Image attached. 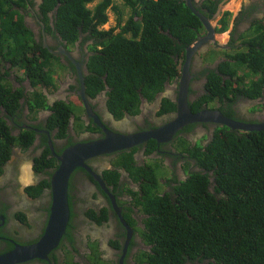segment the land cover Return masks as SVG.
<instances>
[{
    "label": "trees",
    "instance_id": "16d2710c",
    "mask_svg": "<svg viewBox=\"0 0 264 264\" xmlns=\"http://www.w3.org/2000/svg\"><path fill=\"white\" fill-rule=\"evenodd\" d=\"M92 1L42 0L39 8L48 29L51 13L54 34L66 45L91 40L92 49L97 45L101 47L89 62V73L95 71L94 78L87 81L92 87L89 94L93 96L103 88L97 80L101 81L106 74V85L110 87L108 105L114 115L137 114L140 97L152 101L168 81L178 76L184 50L201 33L203 26L184 0H124L131 7L130 15L127 19L119 17L116 25L105 31L99 27L108 21L107 8L115 11L117 17L122 10L113 0H99L89 8L87 4ZM220 1L193 0L197 10L209 19L217 12ZM261 2L260 9L249 4L240 9L230 33V55L227 50L223 51L234 63L223 60L209 70L204 86L203 101L211 97L221 101L225 96L227 104L220 105V109L230 118L233 117L226 110L240 94L258 98L264 93V0ZM33 3V0H0V174L13 146L26 149L33 139L29 130L20 136L14 135L7 123L6 116H14L21 105L23 88L13 90L4 85L9 81L2 68L9 64L10 68L23 69L28 77L43 82L46 88L56 87L50 82L49 73L51 59L58 61L57 57L36 41L22 13ZM255 10L261 12L262 17L250 19ZM231 15L229 11L223 13L215 29L217 32L228 28ZM248 20L251 33H237L236 26ZM116 27H121V33L113 35ZM123 32L130 36H124ZM238 68L247 72L240 76ZM244 76L252 79L250 84L244 83ZM40 95L44 103V95ZM262 105L264 107V103ZM39 106L40 103H29L31 110ZM53 106H48L54 110L48 123L59 120L63 130L70 111L62 101ZM161 107L160 113L175 108L165 98ZM180 143L198 167L163 195L157 191H161L163 185L154 168L142 167L141 172H132L135 163L130 153L125 154L121 162L131 176L140 173L144 176L141 202L149 216L143 236L153 243L150 264H264V131L245 135L224 126L216 130L205 149L195 145L188 147L183 138ZM148 145L155 146V141L150 140ZM45 162L35 161L37 172L57 165L53 159ZM210 177L214 179V191L208 189ZM41 186L49 187V181L44 179L36 188L29 186L28 191L36 196ZM217 191L218 195L214 193ZM69 205L71 208L70 194ZM92 213L90 209L86 214ZM20 216L25 220L24 214Z\"/></svg>",
    "mask_w": 264,
    "mask_h": 264
},
{
    "label": "flooded vegetation",
    "instance_id": "af4514ba",
    "mask_svg": "<svg viewBox=\"0 0 264 264\" xmlns=\"http://www.w3.org/2000/svg\"><path fill=\"white\" fill-rule=\"evenodd\" d=\"M33 1L32 6L29 5L22 10L24 18L27 17L36 41H40L50 54L56 56L66 66L67 71L63 80H59L58 85L51 91L44 84L41 89L34 87L23 69L6 66L3 70L7 72L5 78L9 81L11 89L23 88L20 107L14 116H6V120L14 135L20 136L29 130L33 133V139L26 149L19 145L12 148L10 157L3 165V173L0 174V255L11 251L16 245L35 243L44 233L51 205L50 187L41 186L40 193L36 196L32 194L33 191H28V188L38 187L44 179L49 181V174L56 168L37 172L35 161L45 164V160L53 159L57 164L56 155L68 145L103 139L106 137L105 129L114 134L160 130L176 117L180 92L185 95L189 109L194 114L203 110L218 109L222 112L220 105L227 104L226 97L223 96L221 101L217 97L203 101L202 97L206 91L204 86L209 70L214 69L219 61L229 59L234 63V60L226 55L215 58L218 54L216 51L213 59L205 58L210 49L228 50L230 55L232 47L228 44L230 38L223 49L218 43L214 45L209 36L201 39L207 35L203 30V34L197 35L190 43L193 49L188 77L185 80L181 79L183 57L178 76L167 82L161 93L149 103L140 97L138 114L123 113L122 116H115L108 105L110 87L106 85V74L101 81L97 80L99 87L103 85V88L93 96L89 94L92 87L87 81L92 80L95 75V71L94 74L88 71L89 62L95 58L101 47L97 45L95 50L92 49L91 40L83 44L76 41L73 45H66L57 33L54 34L50 18L47 17L50 28L44 24L45 18L39 8L42 0ZM255 14L256 12L253 15ZM102 29L108 30L106 27ZM118 33H121V29L114 28L113 35ZM123 35L130 36L128 32H123ZM104 38L107 39L108 36ZM199 39L203 41L196 45L195 42ZM60 46L65 49L66 54L57 52ZM81 91L97 121L86 113L80 96ZM41 93L44 95V103H40L36 110H31L29 107V103H33L31 99L40 98L42 102ZM163 98L168 99L175 108L160 113ZM59 101L68 104L70 111L67 126L63 130L60 129L59 120L52 122L51 125L48 123L51 113L54 112L48 106L53 108ZM263 103V92L258 98L240 94L226 111L234 119L247 124L261 125L264 123ZM224 126L209 119L187 122L167 141L152 138L155 146L150 145L152 148L150 152H147L150 140L138 145L132 148L135 163L132 172L136 170L141 172L142 167L157 168V165L163 174L156 177L164 186L161 191L159 189L157 191L161 195L167 191L171 192L174 184L185 180L189 172L198 167L196 161L184 151V144L183 146L179 144L182 138L188 142V147L195 145L205 149L216 130ZM261 131L252 129L243 130L242 133L246 135L248 132ZM132 149H118L91 156L84 165L92 173L86 168L76 167L72 172L68 190V202L69 194L72 200L71 208L69 205L70 215L66 231L58 245L47 254V259L34 258L16 264H150L152 260L150 255H154L153 243L148 242L143 236L149 216L141 202L144 194V176L141 173L131 176L129 169L121 164L125 159V153L131 152ZM24 164H29L31 168V182H27L29 178L26 181L22 180L26 183L20 180V165ZM22 175L23 170L21 179ZM214 188V179L210 177L208 189L214 191ZM214 193L219 194L218 191ZM90 209L94 213L87 215ZM21 214H24L25 220H22Z\"/></svg>",
    "mask_w": 264,
    "mask_h": 264
},
{
    "label": "water",
    "instance_id": "95a60500",
    "mask_svg": "<svg viewBox=\"0 0 264 264\" xmlns=\"http://www.w3.org/2000/svg\"><path fill=\"white\" fill-rule=\"evenodd\" d=\"M184 2L192 13L199 18L206 30V37L201 39H205L208 36L210 39L214 35V28L211 25L210 20L196 9L192 0H184ZM219 8L217 11H220ZM201 39L195 42V44L199 45L203 41ZM192 49L193 46L190 44L185 50V61L181 71L182 80H185L188 77ZM57 52L66 54V51L62 46L57 49ZM80 96L84 103L86 113L94 117L97 121V117L93 114L83 95V91L80 92ZM177 107L178 111L176 117L160 130H144L130 135L114 134L105 130L107 136L104 139L73 144L65 148L61 154L56 155L59 163L56 170L49 178L51 205L49 207L46 226L42 237H40L35 243L29 245H16L11 251L1 254L0 264L23 263L34 258L47 259V254L58 245L63 233L66 231L70 215L68 202L69 178L76 167H83L90 171V169L84 165V162L91 156L109 153L118 149H124L126 147L147 141L150 138H155L159 141H167L184 123L192 121H203L209 119L231 129H256L264 131V123L257 125L237 121L224 116L218 109L203 110L202 112L194 114L190 111L185 95L181 92L179 93V102ZM90 173L92 172L90 171ZM95 178L98 177L95 176ZM100 183L104 186L101 180Z\"/></svg>",
    "mask_w": 264,
    "mask_h": 264
},
{
    "label": "clouds",
    "instance_id": "9594fccd",
    "mask_svg": "<svg viewBox=\"0 0 264 264\" xmlns=\"http://www.w3.org/2000/svg\"><path fill=\"white\" fill-rule=\"evenodd\" d=\"M95 1V0H94ZM94 1H92L91 3H89V4H87V6L89 7V8H93L94 7V5L99 1H97V2H95L94 3ZM193 1V0H192ZM197 1V0H196ZM232 1H235V0H222V2H221V4L220 5H218V8L220 9V11H217L215 14H214V16L211 18V19H209L208 17V19L210 20V23H211V25L213 26V28H214V35L210 38V40L214 43V45H216L217 43L218 44H220L221 45V49H223V48H225L224 46L228 43V40H229V38H230V33H231V31H232V29H233V27H234V18L236 17V15L238 14V12L240 11V9L243 7V6H246V5H248V2H250V0H239V8H238V10H237V12L236 13H233V12H235V11H233L232 10V12L231 11H229V9H225V10H223V8H222V6L223 5H225L226 3L227 4H230ZM229 2V3H228ZM113 3L114 4H116V5H118L119 7H120V9L122 10V13H121V15L120 16H118L117 17V14L115 13V11H113L111 8H107V14H108V21L106 22V23H104L103 25H101L100 27H99V29H102L103 27H106V25L108 24L109 25V27H106L108 30L110 29V28H112V27H114L115 25H116V22L118 21V18L120 17V18H124V19H127L128 18V16L130 15V13H131V7L130 6H128V5H126L125 4V1L124 0H113ZM125 4V5H124ZM193 4H194V2H193ZM186 6V5H185ZM195 6V5H194ZM197 9V8H196ZM199 11V10H198ZM225 11H229V12H231V16H230V19H229V22H228V28L227 29H225V30H223V31H221V32H217L215 29H216V27L217 26H219L220 24L218 23V21H219V19L221 18V16L223 15V13L225 12ZM200 12V11H199ZM201 13V12H200ZM257 13V12H256ZM204 15V14H203ZM113 17H114V24L112 25V22H113ZM258 17H262V13L260 12V14H259V16ZM27 18V17H26ZM49 18H50V20H51V22L53 23V18H52V16H51V13L49 14ZM250 19H251V17H250ZM124 22L125 21H123L122 22V24H121V26L124 24ZM51 23V24H52ZM110 23V24H109ZM201 24H202V22H201ZM203 26V25H202ZM53 28H54V26H53ZM117 28H119V29H121V27H117ZM251 28V26H250V20H248V21H242V22H240L237 26H236V32L237 33H239L240 32V30H242V29H244V31L242 32V33H245L248 29H250ZM55 30V29H54ZM203 30H205V28L203 27ZM203 30L201 31V33L200 34H203ZM205 32H206V30H205ZM254 33H256V32H254ZM58 35V34H57ZM220 36H224V38L223 39H227L226 40V42H225V40H224V44L223 43H221V41H223V39L220 41V39H219V37ZM78 41H80V40H78ZM189 46V45H188ZM188 46H186V48L188 47ZM186 48H185V50H186ZM185 50H184V61H185ZM223 51L224 50H222V56H220V57H223L224 56V53H223ZM38 53H39V51H37ZM219 52H221V51H219ZM219 52H218V54H219ZM215 58H219V57H215ZM58 60V59H57ZM53 62H55V63H61V64H63L60 60H58V61H56L55 59H51V65L53 64ZM179 69H180V66H181V61H179ZM220 63V61L218 62V64ZM218 64L216 65V67L218 66ZM64 65V64H63ZM62 65V66H63ZM6 66H8L9 67V64H6L5 65V67ZM65 66V65H64ZM63 66V67H64ZM66 67V66H65ZM64 67V72L63 73H61V74H59V75H57L56 76V78L54 79L55 80V84L56 85H58V83H59V80L60 81H62L63 80V78H64V74H66V71H67V69ZM215 67V68H216ZM58 77H60L59 79H58ZM175 78V77H174ZM6 79V78H5ZM169 82V81H168ZM164 90V89H163ZM162 92V91H161ZM160 92V93H161ZM159 94V93H158ZM144 98V97H143ZM144 100H146V99H144ZM148 103L149 102H151V101H147ZM216 109V108H215ZM221 112V111H220ZM139 113V112H138ZM137 113V114H138ZM222 113V112H221ZM223 114V113H222ZM133 115V114H132ZM224 115V114H223ZM228 118H230V117H228ZM231 119H234V118H231ZM234 120H237V119H234ZM237 121H240V120H237ZM242 122V121H241ZM8 123V122H7ZM227 127V126H226ZM229 128V127H228ZM229 129H231V128H229ZM107 132H109L107 129H105ZM232 130H239V131H237L238 133H242V131H243V129H232ZM142 131H144V130H142ZM137 132H140V131H137ZM133 133H136V132H131V133H120L121 135H130V134H133ZM175 133H176V131H175ZM174 133V134H175ZM105 134H106V136H107V133L105 132ZM104 139V138H103ZM100 140H102V139H100ZM149 140H152V138H150V139H148L147 141H144V142H141V143H138V144H135V145H132V146H130V147H126V148H124L123 150H129V149H132V148H134V147H137L138 145H141V144H143V143H147ZM71 144V143H70ZM72 145V144H71ZM71 145H68L67 147H69V146H71ZM14 147V146H13ZM66 147V148H67ZM64 150V149H63ZM122 150V149H121ZM152 150V148H151V146L150 145H147V152H150ZM133 151H134V149H132V151L131 152H129L132 156H133ZM129 153H125V154H129ZM61 154V153H60ZM57 155H59V154H57ZM57 159V158H56ZM133 161H134V157H133ZM58 163L59 162H57V165H56V167L55 168H57V166H58ZM26 166L28 167V164H26ZM21 169V168H20ZM51 174L52 173H50L49 174V178H50V176H51ZM72 175V174H71ZM70 178H71V176H70ZM70 178H69V184H70ZM29 182V181H28ZM69 184H68V190H69Z\"/></svg>",
    "mask_w": 264,
    "mask_h": 264
},
{
    "label": "rangeland",
    "instance_id": "374dc122",
    "mask_svg": "<svg viewBox=\"0 0 264 264\" xmlns=\"http://www.w3.org/2000/svg\"><path fill=\"white\" fill-rule=\"evenodd\" d=\"M98 0H95L94 1V3L95 2H97ZM228 1V0H227ZM229 3V2H228ZM234 10H236V7L234 8ZM238 10V9H237ZM237 10L235 11V12H233V13H236L237 12ZM115 22H114V17H113V22H112V25L114 24ZM110 24V23H109ZM29 25V24H28ZM30 26V25H29ZM106 27H109V25L107 24L106 25ZM244 31V29H242V30H240V32H243ZM251 31L252 30H247V34L246 35H249L250 33H251ZM27 36L28 37H30V34H29V32H27ZM224 38V36H220L219 37V39H220V41L222 40ZM224 40L225 39H223V41H221V43H225L226 42V40H225V42H224ZM228 51V50H227ZM215 52H214V50L213 49H210L209 50V52H208V56L207 57H205L206 59H213L214 57H215ZM223 54H222V51L221 52H219V54H217V57H220V56H222ZM213 62H215V59L213 60ZM64 66V65H63ZM63 66H61L59 63H55V62H53V64H52V67H51V70H50V73H49V75H50V82L52 83V85L54 86L55 85V78H56V76L57 75H59V74H61V73H63L64 72V67ZM66 68V67H65ZM2 69H4V68H2ZM239 70L241 71V73H240V76H242L243 74H244V72H245V69H243V68H239ZM245 77V76H244ZM30 78V77H29ZM30 80H31V82H32V84H33V86L34 87H36L37 89H41V86H42V84H44L43 82H41V81H39V80H36V79H33V78H30ZM251 78H247V77H245V79H244V83L245 84H250L251 83ZM6 81H8L7 79H6ZM12 84V83H11ZM4 85H6V86H8L10 89H11V86L9 85V83L8 82H5L4 83ZM48 89L49 90H53V88L52 87H48ZM31 101L33 102V104H35L36 102H39V103H41V99L40 98H36V97H34V98H32L31 99ZM66 104V103H65ZM68 107H69V105L68 104H66ZM36 110V109H35ZM71 111H72V109H71ZM179 144L180 145H182L183 146V144H181L180 142H179ZM184 147V146H183ZM23 166H25L24 168H23ZM27 166H26V164H24V165H20V168H21V171H20V174H19V176H20V180H21V182L22 183H26V182H23L22 181V179H21V174H22V170L23 169H25V171L27 170V173H29V175H30V177H29V182H31L32 181V172H31V168H30V166H28L27 168H26ZM156 167L157 168H154L156 171H157V177H159V176H161L163 173V171L161 170V168H158V166L156 165ZM162 173V174H161ZM28 182V181H27ZM164 186H162V188H163Z\"/></svg>",
    "mask_w": 264,
    "mask_h": 264
},
{
    "label": "crops",
    "instance_id": "0c3cea01",
    "mask_svg": "<svg viewBox=\"0 0 264 264\" xmlns=\"http://www.w3.org/2000/svg\"><path fill=\"white\" fill-rule=\"evenodd\" d=\"M261 3H262L261 0H250V2H248V4L250 6H255V7H258L259 6L258 7L259 9L261 7L260 6ZM235 7H236V10L239 8V0L232 1L230 4H227L226 3L225 5L222 6L223 10L229 9V11H231V12H232V10L233 11H236V10H234ZM255 12H257V11L255 10ZM259 14H260V12H257L255 15H252L251 18L258 17ZM25 22H26L27 26L31 29V26H29L30 24H29L27 18H25Z\"/></svg>",
    "mask_w": 264,
    "mask_h": 264
},
{
    "label": "bare ground",
    "instance_id": "6f19581e",
    "mask_svg": "<svg viewBox=\"0 0 264 264\" xmlns=\"http://www.w3.org/2000/svg\"><path fill=\"white\" fill-rule=\"evenodd\" d=\"M29 178V173H27V170L23 169V175H22V180L26 181Z\"/></svg>",
    "mask_w": 264,
    "mask_h": 264
}]
</instances>
